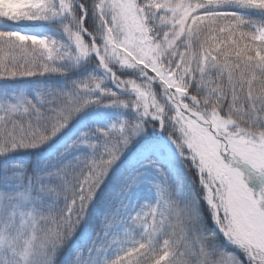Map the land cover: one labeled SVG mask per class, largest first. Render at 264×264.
<instances>
[{
    "label": "snow or ice",
    "instance_id": "snow-or-ice-1",
    "mask_svg": "<svg viewBox=\"0 0 264 264\" xmlns=\"http://www.w3.org/2000/svg\"><path fill=\"white\" fill-rule=\"evenodd\" d=\"M0 264H264V0H0Z\"/></svg>",
    "mask_w": 264,
    "mask_h": 264
},
{
    "label": "trees",
    "instance_id": "trees-1",
    "mask_svg": "<svg viewBox=\"0 0 264 264\" xmlns=\"http://www.w3.org/2000/svg\"><path fill=\"white\" fill-rule=\"evenodd\" d=\"M25 79H37V78L33 77V78H25Z\"/></svg>",
    "mask_w": 264,
    "mask_h": 264
}]
</instances>
